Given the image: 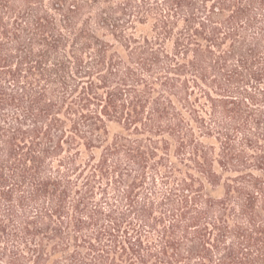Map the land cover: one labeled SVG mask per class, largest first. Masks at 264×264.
<instances>
[{
    "label": "trees",
    "instance_id": "trees-1",
    "mask_svg": "<svg viewBox=\"0 0 264 264\" xmlns=\"http://www.w3.org/2000/svg\"><path fill=\"white\" fill-rule=\"evenodd\" d=\"M0 264H264V0H0Z\"/></svg>",
    "mask_w": 264,
    "mask_h": 264
}]
</instances>
